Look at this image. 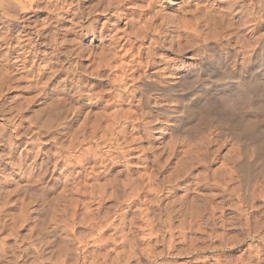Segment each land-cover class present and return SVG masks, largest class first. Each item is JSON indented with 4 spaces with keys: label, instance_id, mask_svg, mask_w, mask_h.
Listing matches in <instances>:
<instances>
[{
    "label": "rangeland",
    "instance_id": "obj_1",
    "mask_svg": "<svg viewBox=\"0 0 264 264\" xmlns=\"http://www.w3.org/2000/svg\"><path fill=\"white\" fill-rule=\"evenodd\" d=\"M13 1L15 6H19V10L17 6H14L18 12L16 9L13 10L16 12L11 10V14L19 13L18 16H15L16 18L14 16H5L6 13L0 9V264H61L60 262L66 258H64L65 255L63 253H65L67 245H71L72 248L76 249L73 252V258L77 256L79 264H112L116 260L113 257L117 258V263L115 264L120 262H122L120 264H163L160 263L163 261H167L169 264H177L176 262H180L182 259H190L191 256L193 257L197 254L207 256V261L201 264H264V242L263 244L262 242L260 243L258 237L255 238L256 240L248 238L243 227L238 224L239 222H236L238 225L233 223V217L236 216L235 209L241 208L237 207L240 204L238 203L237 205V199L234 196L230 199L234 201L229 200L231 197L230 193L216 197L215 201L220 202L222 199L225 206L223 208L222 204V208L218 209L219 211L217 210L219 213L216 212L215 214L214 224L211 225L213 223L211 222L207 228L204 223L200 231H191V224H189L191 219L189 217L186 219L187 217L183 216L180 211L178 212L177 209L182 204H186L188 208L194 204H201L197 203L195 199H198L199 202L200 196L204 194L205 189L197 190L194 186L191 188L190 185V190L188 191L184 188L178 189L175 193L169 191L173 188V183L167 180V176L174 170L177 160L183 161L185 159L183 150L186 146L182 143L177 144L176 155L165 162L167 156L165 143L161 144L155 136L158 135L157 128L162 123L159 121L163 120L165 122L167 119L170 121L172 117L168 116L166 118L163 117L164 119L156 120V115L143 116L144 110H149V108L139 106L141 102L138 101H140L139 96L142 95V91L136 86L137 80L140 79L141 81L143 76L141 71L145 70V68L138 71L135 70L136 62L134 60L139 59V50L141 48L143 50L148 48L151 42L149 40L150 37L143 40L135 37H131L129 41L127 40L128 38L122 39L121 44H126L119 47L127 48V44H129L130 49H132L130 50L129 47L127 50L126 48H117L118 57L109 64L103 59L104 57L106 58V55L110 56L107 52L110 38L98 36L103 31V22L105 21L104 16L98 13L104 8V1V3L101 2V6L100 4H98L99 6L96 5L97 0ZM148 1L133 0L124 6L129 12V18H124L118 24L117 28L120 35L124 30L136 31L137 27H140L149 18L152 11H147ZM262 1L264 2V0L259 2ZM26 2L29 4L30 9L23 8V10L20 6ZM160 3L162 4L160 5ZM165 4L167 3L161 1L156 3L153 8L156 10L157 7L160 8V6ZM241 4L243 5L242 12L234 17L235 24L233 26L235 28L233 27L234 30L232 29L228 32L234 34L231 35L232 38L231 36L227 37L225 34L222 35H225V37L221 38V33L217 37H211L210 42L211 40L213 42L214 38L218 41L215 40L216 42L214 41L213 44L207 46L204 45L205 40L201 36L195 35L191 31H180L177 29L174 31L173 28L170 27L171 30L164 26V31L171 30L169 31L170 35L168 34L164 37L166 40L168 39L167 41L164 40L166 45H169L172 40H177L178 33L182 34L183 39L181 38V42L185 43L183 45L188 46L189 49L185 50V55L183 54L184 58L182 59L185 62L187 61V64H193L192 66H194L195 60L199 55L208 53L215 55L219 53L218 49L221 50L220 54L224 57L227 52L229 54V51H231L232 53L234 52L232 57L234 60L236 59V62L244 63V61H249L250 64L254 61L253 53L256 49V54L264 62V15L259 16V14H263L262 7H258L255 0H244ZM48 5L54 7L53 18H56V14L66 11L71 6L72 10L77 13L76 20L78 23L87 26L88 29H90L89 26H95L97 28L94 31L95 33H91L89 30L87 34H84V32L80 34L81 32L74 31L65 36L63 31L59 29L62 28L64 23L58 26L57 22H53L51 26L44 30V37L42 36L41 38H46L47 41L56 37L64 41L60 44L52 43L50 46L43 47L42 44L45 40L38 38V43L29 52L30 54L27 53L28 49L25 50L26 54L23 53L24 50L21 49V44L19 45L22 40L23 30L30 25V20H43L47 14L44 11ZM38 10H41V12ZM90 11L92 14H89L91 13ZM132 13L134 14L130 15ZM133 16L132 22L134 23L126 24ZM258 16L259 18H257ZM156 23L159 24L160 22L157 21ZM65 24L68 25V23ZM34 31H32L33 36H35ZM104 32L108 34L111 31L107 30ZM175 32L178 33L176 34ZM183 34H186L187 37ZM255 34H259L258 39L262 36L263 39L258 40ZM175 35V39H172V36L174 37ZM151 36L159 38L160 41L164 39L162 35L161 37L158 35ZM227 42L231 46L227 45ZM37 46L39 47L38 49ZM215 47H218V49ZM42 48L50 53L49 56L42 53ZM19 49L21 53H18ZM34 51L35 53L40 51L36 58ZM78 51L80 52L78 53ZM103 52L106 53L104 54ZM159 52H163L164 56L174 57L171 52L167 53V51L163 50ZM198 52L199 55L197 54ZM17 53L25 56L22 55L21 57L23 58L19 57V59H16L18 57ZM32 57L35 58L36 62H34ZM23 59L26 60L24 61ZM46 62L48 66L47 64L45 66L44 63ZM130 68L132 72L129 71ZM207 75H204L199 80L193 79L190 86L182 87V89L180 88L181 90L171 92L168 96H172L173 99L177 100L184 97L187 102L193 103L197 98L196 89L202 87L203 81L208 82L209 75ZM221 76L210 78L214 82L224 79L232 80L229 84L231 86L237 79L230 72ZM244 76V81L249 84V76L246 73H244ZM127 80H130L129 82H132L133 86ZM124 82L125 84L128 83L125 85ZM262 83L264 84V76L258 89L255 86L256 84L253 83L252 86L254 87V92L259 93L264 102V87H261ZM239 89L228 88L222 84L217 86L212 93L214 98L213 107L206 114L208 127H206L205 132H213L216 135V142L211 146L212 148H219V145H221L218 159H216V163L211 164L212 167L219 166L232 153L229 150H233V142L235 141V139L230 141L234 125L243 119L244 114L249 113V116L253 114L249 109H243L238 105L239 92L241 91ZM146 95H151L150 98L154 97V95H157V91L150 87L147 89ZM197 107H200V104ZM139 108L142 109L140 110ZM115 111H118V116L121 115L119 123L116 125V128H118L116 131V128H113V125L111 126L114 123V121L113 123L111 122ZM197 115V113H192L189 120H195ZM124 116L130 117H127L129 121ZM144 122L146 123L144 124ZM191 123L193 124L194 121ZM91 124H94V128ZM120 129H124V132H121ZM184 135L185 133L175 134L179 138ZM257 135L258 137L253 138L252 143L248 141L250 144L249 151H252L250 159L253 158L251 161L255 162V167H257L255 168L253 165L254 168L252 167L253 169L251 170L254 171L252 172L246 167L239 174L240 177L231 185L237 192L241 187L257 182L264 174V158L256 160V154L253 152L256 149L257 142L261 139V135L259 133ZM170 138L171 136H168L166 139L169 141ZM257 138L258 140H255ZM236 139L243 146L246 138L242 140H240L241 138ZM71 144L73 147L70 146ZM262 145V150L264 151V143ZM242 146H240V149H237V146L234 150L236 152L233 154L237 153L238 155L239 152H242ZM238 150L239 152H237ZM157 153L160 154V156L158 155L160 159L156 158V161L154 158ZM158 161L162 164L159 165ZM196 168H193L194 172L199 169V166H196ZM138 177L141 178L139 179ZM150 182H152V186H150ZM100 184H105L108 189L103 196L98 194ZM160 188H163L162 197L164 199L157 202V200L153 199L157 197ZM132 192L137 193L134 194ZM133 195H136V197ZM151 199L156 204H152ZM146 200L150 201L147 202ZM169 202H172V204H169ZM233 202L237 205L235 208L231 207L234 205L232 204ZM258 203H260L262 211L264 206L262 207L261 204L264 201L258 200ZM173 204L177 207L176 209L173 208ZM146 205L148 208L145 207ZM146 213L151 218L156 217L157 221L154 226L156 231L150 230V220L147 221ZM170 214L173 215L175 223H178L177 220L184 217L189 221H187V229H185L186 239L180 237L178 241L176 239L177 242L175 244L177 248H185L190 246V244H196L199 250L194 254L192 253L191 256L184 254L177 258L175 255L165 254L161 258V256L157 255L165 251L167 243L162 241L155 233L159 229L166 228L163 220L168 219ZM258 214L261 215V213ZM216 215L219 216L217 217ZM220 215L227 219L224 218L226 220L224 221V226L221 223L223 218L220 219ZM130 221H133V223L131 224ZM55 227L61 235L60 240H52L49 235H46L50 229L52 230ZM204 228H207V231ZM209 230L212 232H209ZM96 239L100 241H96ZM185 240L186 242H184ZM250 240L260 244L259 250L249 247ZM106 257H109L111 261ZM118 261L120 262L118 263ZM71 263L73 264V259Z\"/></svg>",
    "mask_w": 264,
    "mask_h": 264
},
{
    "label": "bare ground",
    "instance_id": "obj_2",
    "mask_svg": "<svg viewBox=\"0 0 264 264\" xmlns=\"http://www.w3.org/2000/svg\"><path fill=\"white\" fill-rule=\"evenodd\" d=\"M18 1L23 2V0H18ZM131 1H133V0H97L96 5L100 4V6H101V2H103L105 4V6L102 4L104 6V8H102L103 10L100 9L102 11L98 12L99 14L101 13V15H103L104 18H105L104 19L105 21L103 22V28H102L103 31H101V33L98 36L99 37H103V38L104 37L105 38L106 37L110 38L109 41H108L109 44L107 45V48L109 46V48L107 49L108 50L107 52L109 53V55L111 57L106 55V58H105L103 56L104 57L103 60H106L109 64L112 63L113 60H116V58L118 57L117 56L118 55L117 54V52H118L117 48H119V49H125L126 48V47L125 48H120L119 47V46H125L124 44H126L124 42H123L124 44H121V41H123L122 39L128 38L127 40L129 41L131 37H135L136 39L140 38L142 40L144 38L148 39L149 37L150 38L153 37L151 39L149 38V40L151 42H150V45L148 46V48L144 49L146 51H144L141 48L142 51H141V49L139 50V57H138L139 59L134 60V62H136V64H135L136 69L135 70L138 71V70H141V69L145 68V70L143 69L141 71L143 73L141 81H140V79H138L139 81L136 79L137 80V86L136 87L140 91H142V95L139 94L140 95L139 96L140 101H138V102H141L140 103L141 105H139V106H143V108H147V109L149 108V110H146V111L143 109L144 110V115L143 116H145V115H147V116H150V115L151 116H155L156 115L155 116L156 120L162 119L163 117L166 118L168 116L172 117V120H170V121H169V119H167V121H165V122H163V120L159 121V122H162V123L157 128L158 135L155 136V138H157L160 141L161 144L165 143L164 145L166 146V150H167V156L165 155L166 156L165 162H167L170 157H174L176 155L177 150H178L177 149V144H181L182 143V144H184L186 146L184 148V150H183L184 151L183 153L185 154V159L181 158V159H184L183 161L182 160H180V161L177 160L176 161V166L174 167V170H172V172L170 171L171 173L167 176L168 177L167 180H169L170 183H173L172 184L173 188L170 189L171 188L170 187L169 191H171L172 193H175L180 188H184L186 191H188V190H190V188H189L190 185H191V188H192V186H194L195 189H197V190L205 189L204 192L202 191L204 194L203 195L201 194L202 195V196H200L201 198L199 197L200 201L198 202V199H195V200H197L196 201L197 203H201V204H194V205H192L189 208L187 207L186 204H182L177 209L178 212L180 211L183 216L187 217L186 219H188V217H189V219H191V221L189 223V224H191V228H190L191 231H193V230H194V232H195V230L200 231V229L202 228V224L205 223L206 224L205 227L208 228L210 223L213 222V220H215V214H216V212L219 211L218 209L222 208V204H223V208L225 206V203H223L224 201L222 202V199H221L220 202L215 201L216 197H220V196H223L224 194L230 193L231 197L228 196V197H230L229 200L232 199V197L234 196V198L237 199V205H238V203L240 204L239 206H237L233 202L232 204H234L235 206L232 205L231 207L235 208L237 206V207L241 208V209H238V208L235 209L236 216L233 217V223L235 224L236 222H239L238 224H240L243 227V230H244V232H245V234H246V236L248 238H250V239L254 238L255 239L256 237H258L259 242L260 243L262 242V244H263V242H264V209L261 211V208H260L261 206L259 205L260 203L257 204V201L258 200H262V202L264 201V174H262V176L260 175L261 179H258L257 182H255L253 184H249V185L246 183L247 185H245V186H243L241 188L238 187V188H240V190L238 192L231 185H232V183L235 182V180L238 179V177H240L239 174L241 172H243V170L246 169V167L249 168L250 172L254 171V170H251V169H253L255 167L256 163L251 161L253 158L250 159L251 158L250 154H252V151L251 152L249 151L250 150L249 149V145L250 144H249L248 141H250V143H252L251 141H253V138L258 137V135H257L258 133L261 135V139L259 138L260 140H259V142H257L258 144L256 143L257 144L256 145V149H254L253 152H255V154H256L255 155L256 160L264 158V151L262 150L263 149V145L262 144L264 143V102L262 101V98L260 97L259 93H255L254 92V87L252 86L253 83H254V84H256L255 86L257 87V89L259 88L260 82H261V80L263 79V76H264V62H263L262 58L258 54H256V52H257L256 49H255V51L253 53V58H254L253 62L254 63L252 62L253 64L252 63L250 64L249 61L248 62L244 61V63L236 62L235 61L236 59L234 60L233 57H232L234 55L233 54L234 52L232 53L231 51H229V49H228V51L230 53L228 54V52H227V55H225V57H224L223 55L220 54L221 50L218 49V47H215L216 49H218L219 53H217L215 55H211L209 53L205 54V55H199V52H198L197 54L199 55V57L195 60L194 66H192L193 64L192 65L190 63L187 64L186 63L187 61L185 62L182 59V58H184L183 54L185 53V50L188 49V46H184L185 43L181 42L182 41L181 40L182 34L178 33V32H180L182 30L191 31L192 33H195V35L197 34L198 36H201L205 40L204 45H207V46H209L210 44H213L214 41L217 40L216 38H214L215 40L213 42L211 40V42H210L211 37L212 38L213 37H217L221 33L222 34L220 35V37L223 34L227 35V37L231 36V35H234L233 33H228V32H230L233 29V27H234L233 25L235 24L234 23L235 15H237V14L242 12L243 5L241 3L244 0H149L148 1V6H147V11H152V13L150 14L149 18L146 19V20L144 19L145 21L143 23L141 22L142 25L140 27H137L138 29L135 28L136 31H133V32L131 31L130 32V31H127V30L123 29L124 31H122L123 33L120 35L118 33L119 30H118L117 27H118V24H120V22L124 18L128 17L129 12L127 11L126 7L124 8V6L127 3L131 2ZM161 1H163L164 3L166 2L167 4L160 6V8L157 7L158 10L157 9L155 10L153 7L156 5V3H159ZM255 1L258 4V7H262L261 10L263 11V14H259V16L264 15V2L263 1L259 2L261 0H255ZM13 2H14L13 0H0V9H1V11L6 13L5 16H7V15H8V17H13L14 16V18H16L15 16L16 15L18 16L19 13L11 14V10L12 11L15 10L16 9L15 7L17 6V5L15 6V4ZM161 4L162 3H160V5ZM18 7L19 6H17V9L19 10ZM20 7H22V9L23 8L24 9H28V8L30 9L29 4L27 2L22 4V6H20ZM142 7H143V5H142ZM53 8H54L53 6H49V5L46 6V10L44 12L47 13V14H46V16L44 17L43 20L39 21L38 19H35V20L32 19V20L29 21L30 25L27 26V28H29V29H27V28L24 29V30L22 29L23 30L22 40H21V42H19V45L21 44L20 47H21L22 50H24L23 53H25L26 49H28L27 53L31 52L36 47L35 45H36V43H38V38L40 40L44 39V38H41L42 36L44 37V30L47 29L49 26H51L53 22H57L58 26H59V24L64 23L62 28H59V29L63 31L65 36L70 34V33H72V32H74V31L75 32L76 31L77 32H81L80 34H83V32H84V34H87V32H89V31L91 33H93L95 31V29H97V28H95V26H89L90 29H88L87 26L79 24L78 21L76 20V18H77L76 14L77 13L72 10L71 6L66 11H63L62 13L60 12V13L56 14L57 15L56 18L52 17V14H53V11H54ZM18 10H17V12H18ZM38 11L41 12V10H38ZM95 11H96V9H95ZM13 12H16V11H13ZM181 13L183 14L182 16H181ZM89 14H92V12L89 13ZM133 14L134 13H132L130 15H133ZM259 16L257 18H259ZM133 18H134V16L132 18H130L126 22V24H129L130 22L134 23V22H132ZM157 21H159L160 23L157 24L156 23ZM65 23H68V25L65 24ZM164 26H167L169 29L173 28L174 31H176L175 29L180 30L178 32H175L176 34L178 33L177 40L170 41L169 45H166L165 41H167L168 39L166 40L164 37H165V35H168L169 31H171L172 29L164 31L163 30L165 28ZM33 30H35L34 31L35 36H33V32H32ZM107 30L111 31V32L106 34L104 31H107ZM151 35H158L159 37H161V35H162V37L164 39H161L162 41H160L159 38H157L155 36H151ZM225 35L222 36L221 38L225 37ZM255 35H256L255 37L258 39L259 38L258 37L259 34H255ZM184 36L187 37L186 34ZM168 37L170 38V36H168ZM175 37H176V35L174 37L172 36V39L173 38L175 39ZM231 38H232V36H231ZM260 39H258V40H260ZM44 40H45V42H43V44H42L43 47H46L47 45L50 46V45H52V43L53 44H60L62 41H64V40H60V38L57 39L56 37L53 40L50 39L51 41L49 39L46 41V38ZM101 40H103V39L101 38ZM104 40H108V39H104ZM42 41H40V42H42ZM128 41H126V42L128 43ZM184 41H185V39H184ZM219 41H223V40H219ZM130 42H132V41H130ZM187 42H188V39H187ZM228 42H231V41H228ZM228 42H227V45H230ZM257 43H259V42H257ZM257 43H256V45H257ZM127 45L126 46L128 48L130 45L129 44H127ZM190 45L193 46V44H191V43H190ZM192 46H189V47H192ZM38 48L39 47L37 46V49ZM127 48H126V50H127ZM129 49H130V47H129ZM160 50L167 51V53L171 52L174 57H171V56L169 57L168 55L164 56L163 52H161L162 54L159 52ZM42 51H43L42 53L47 54L49 56L50 53H48L45 49H43ZM19 52H20V49H19L18 53ZM39 52L35 53V51H34L35 58L38 57V53ZM79 52L80 51H78V53ZM258 52H259V50H258ZM18 53L16 54V55H18V57L16 56L17 57L16 59H19V57L24 55V54L21 55V54H18ZM54 53H56V52H54ZM103 53L105 54L106 52H103ZM103 53H102V55H103ZM144 54H146V56H144ZM21 58H23V57H21ZM35 58H33L34 62H36ZM23 60L25 61L26 59H23ZM132 61H133V59H132ZM129 62H130V60H129ZM117 63H118V61H117ZM44 64L46 66L47 62L44 63ZM130 64H131V62H130ZM119 65H117V66H119ZM47 66H48V64H47ZM135 66H133V67H135ZM129 71L132 72L131 68L129 69ZM122 72H124V71H122ZM134 72H133V74H134ZM227 72L233 73L235 75V77L237 78L235 80V83L232 86L229 85L230 81L232 82V80H225V79L221 80V81L220 80H216L217 82H214V81L211 80L212 77H218V76H221V75H225ZM244 73H246L247 76H249V78H250L249 84H248V82L244 81L245 80ZM128 74L130 75V73H128ZM207 74L209 75V80H208V82H204L203 81L204 84L202 85V87H200L199 89H196L197 91L195 93H197V98H196V100L193 103L187 102L186 101L187 99H185L184 97L181 98L180 100L179 99L177 100V99H173L172 96H168V94L171 93V92L178 91L180 88L182 89V87L186 88V86H188V85L190 86V83H191V81L193 79H198L199 80V79L203 78L204 75H207ZM125 75H126V72H125ZM48 76H49V74H48ZM135 76H136V74H135ZM140 76H141V74H140ZM137 77H138V75H137ZM123 78H125V77H123ZM49 79H50V77H49ZM1 80H2V78H1ZM45 81H47V80H45ZM125 82H124V84H125ZM129 83L131 84L132 82H129ZM222 84L224 86L228 87V88H232V87L233 88H238V89L240 88L241 91L239 92L238 105L241 106V108H243V109H249L251 111V113L253 112V114H251V116H249V113L248 114H244L243 119L240 120L238 123H236L234 125L235 127H234V129H232V132H231L232 136L230 137L231 138L230 141L231 140L233 141L234 139H235V141L233 142V147H232L233 150H229L230 153L231 152L232 153L230 154V156L228 155L229 157H226V160L222 161L219 166L215 165L216 167H212L211 164L212 163H216V159H218L219 150L221 148V145H219L220 146L219 148L218 147L217 148H212L211 147L216 142V139H215L216 135H214L213 132H209V131L205 132L206 127H208V121H207V118H206V114L209 113L211 111V108L213 107V99L214 98L212 97V93L214 92V89H216L217 86L222 85ZM132 86H133V83H132ZM150 87H153L155 89V91H157V95L156 96L154 95V97H151V98H150L151 95H146L147 89L150 88ZM261 87L262 88L264 87L263 83H262ZM135 90L137 91L136 88H135ZM263 92H264V88H263ZM119 96H120V93H119ZM127 99H128V97H127ZM123 100H125V99H123ZM199 104H200V107H197V105H199ZM36 113H38V112H36ZM192 113H197L198 115H197V118L195 120H193L194 123L190 124V122H193V121L189 120V119H191ZM114 114L115 115L112 116L113 120H112V122L111 121L110 122L113 123V121H114V123L111 124V126L113 125V128L114 127L116 128L117 127L116 125L119 123V119H120L121 115L119 114L120 116H118V111H115ZM35 116H37V115H35ZM140 116L143 117L141 114H140ZM124 117L126 118V120L129 121V119H127L128 116L127 117L124 116ZM227 117H229V116H227ZM128 118H130V117H128ZM142 119H144V118H142ZM126 120H124V121H126ZM145 123L146 122H144V124ZM93 125L91 124V126H93ZM124 125H122V126L124 127ZM187 125H189V126H187ZM96 126H97V124H96ZM109 126H110V123H109ZM93 128H94V126H93ZM117 129L118 128H116L115 131ZM110 131H111V129H110ZM121 132H124V129H122ZM203 132H205V133H203ZM179 133H182V134L185 133V135L181 136L180 138L178 136H175V134H179ZM168 136H171L169 141L166 139ZM176 137H178L179 139L178 138L176 139ZM236 138H239V139L241 138L240 140H242L243 138L244 139L246 138L244 140V142H243V146L244 147L242 146V144L241 145L239 144L240 142ZM228 139H229V137H228ZM255 140H258V138L255 139ZM70 146H72V144ZM237 146H238V148H237ZM240 146H242V150H241L242 152H239V150H238L237 151V152H239L238 155H237V153L233 154V153L236 152V151L234 152L235 148L240 149L241 148ZM149 149H151V148H149ZM153 149H155V148H153ZM89 150H90V148H89ZM145 151H146V149H145ZM158 155L160 156V154L157 153V156L155 155L154 159L158 158ZM255 158H254V160H255ZM159 159L160 158H158V160ZM99 160H100V158H99ZM156 161H157V159H156ZM158 162H159V165L162 164V163H160V161H158ZM164 165H165V163H164ZM164 165H163V167H164ZM253 165H254V167H253ZM167 166H168V164H167ZM196 166L197 167L199 166V169L194 172L193 168L197 169ZM161 167H162V165H161ZM161 167H160V169H161ZM129 168H131V167H129ZM32 174H34V173H32ZM94 175H95V173H94ZM138 178H137V180H138ZM152 178H153V176H152ZM150 181H152V180H150ZM134 183H136V182H134ZM150 184L149 185L152 186V182H150ZM113 186H114V184H113ZM86 187H87V185H86ZM88 187H90V186H88ZM98 188H97L98 189V194L100 196L101 195L103 196V195H105L107 193L108 189L105 186V184L104 185L100 184ZM134 188H135V185H134ZM215 189H217L219 191H217V190L215 191ZM162 190H163V188H160L159 192L157 193V197H154L153 200H157V202L158 201L160 202V200L164 199L162 197V192H163ZM74 192H76V191H74ZM93 192H94V190H93ZM132 193H134V192H132ZM135 193H137V192H135ZM129 195H130V193H129ZM152 195H154V194H152ZM133 196L136 197V195H133ZM149 201H147V202H149ZM230 201H234V200H230ZM143 202H145V201H143ZM151 202H152V199H151ZM154 203L155 202H152V204H154ZM170 203L172 204V202H169V204ZM147 204H149V203H147ZM229 204H231V203H229ZM149 205H151V204H149ZM261 205L263 207L264 203L261 204ZM173 206H174V204H173ZM145 207H147V205ZM151 207H153V206H151ZM173 208L176 209L177 207L174 206ZM170 209H172V208H170ZM232 212H230V213H232ZM221 213H223V211H221ZM258 213H261V215L258 214ZM167 214H169V213H167ZM74 215H76V214H74ZM146 215H147V217H146L147 221L150 220V225H149V226H151L150 230L154 231L156 229V228H154V226H155V222L157 221V219H156V217L155 218H151L148 215V213H146ZM225 216H226V212H225ZM185 217L178 219L177 220L178 223H175L173 215L170 214V215H168V219L163 220V224L165 223V225H166L165 227L166 228L165 229H159V230H157L156 233L154 232L158 237H160V239H162V241H165L167 243V245H166L167 247H166L165 251L157 254V255H159V257L161 256V258H163V255H165V254H172V255L177 256V258L181 257L184 254H186V255L189 254L191 256L192 253L194 254V253H196V251L199 250V247L196 244H194V243L192 245L190 244V246H187L185 248L184 247H181V248H179V247L177 248L176 247L175 243L179 240L180 237L182 239L183 238L186 239L185 229H187L186 228V224H187L188 220H186ZM221 218H223V217H221V215H220V219ZM224 218L222 219L223 221L221 222V223H223V226L225 224L224 221L227 220L226 218H225L226 220H224ZM217 219H219V218H217ZM130 223L132 224L133 221H130ZM212 224H214V222L211 223V225ZM99 226H101V225H99ZM101 227H100V229H101ZM206 229L204 228L205 231H207ZM212 230H213V228H212ZM58 232L59 231H57V228L55 227L52 230L50 229V231L47 232L46 235H49V237H51L52 240H54V239L55 240H60L61 235ZM209 232H212V231L209 230ZM98 239H96V241H100ZM111 239H113V238H111ZM176 239H177V241H176ZM184 242H186V240ZM78 243H79V241H78ZM248 245H249V247H254L257 250H259V247H260V244H256V242L254 240H250ZM63 249H65V248H63ZM74 250H76V249L72 248L71 245H67L65 253H63V255H65L64 258L65 257L66 258L65 259L63 258L64 260H62V262H60V263L61 264L62 263L63 264H72L71 260L73 259V264H79V258L77 256H75V258H73V256H74L73 252H75ZM91 255H93V254H91ZM100 256H102V255H100ZM85 257L87 258V256H85ZM85 257H84V259H86ZM206 257L207 256H205V255L202 256V255H198L197 254L196 256H193V257L191 256L190 259H185V260L182 259L180 262H176V263L177 264H201V263H205L207 261ZM102 258H104V257L102 256ZM106 258H109V257H106ZM113 258H114V260L115 259L116 260L113 263L112 262L111 263L112 264L117 263V258L116 257H113ZM57 259H59V258H57ZM111 259H112V257H111ZM109 260H110V258H109ZM119 262L120 261H118V263ZM242 262H243V260H242ZM120 263H122V262H120ZM160 263H163V264H167L168 263L169 264V262H167V261H163V262H160Z\"/></svg>",
    "mask_w": 264,
    "mask_h": 264
}]
</instances>
